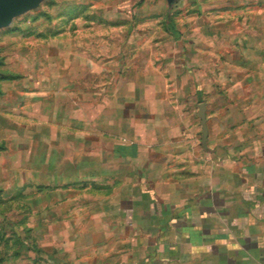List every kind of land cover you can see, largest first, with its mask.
I'll return each mask as SVG.
<instances>
[{
  "label": "crops",
  "instance_id": "1",
  "mask_svg": "<svg viewBox=\"0 0 264 264\" xmlns=\"http://www.w3.org/2000/svg\"><path fill=\"white\" fill-rule=\"evenodd\" d=\"M99 34L53 40L43 81L18 93L37 106L19 114L34 147L8 199L22 210L12 253L30 264H264V46L241 102L232 89L211 96L204 127L195 87L187 101L89 85L122 73V39Z\"/></svg>",
  "mask_w": 264,
  "mask_h": 264
},
{
  "label": "rangeland",
  "instance_id": "2",
  "mask_svg": "<svg viewBox=\"0 0 264 264\" xmlns=\"http://www.w3.org/2000/svg\"><path fill=\"white\" fill-rule=\"evenodd\" d=\"M98 33L122 39V73L113 79L93 76L86 79L89 85L152 86L155 96L170 97V89L171 97L178 91L187 101L195 87L196 101L204 105L211 96L231 99L232 89L233 101L241 102L237 89L264 46V0H41L0 28V247H11L0 252L9 258L5 264L32 263L31 255L12 253L22 210L8 199L18 193L19 168L25 159L32 161L34 147L33 126L25 127L19 114L37 106L33 94L25 104L18 93L43 81L40 69L51 64L46 54L57 51L53 40ZM44 80L48 85L50 78Z\"/></svg>",
  "mask_w": 264,
  "mask_h": 264
},
{
  "label": "water",
  "instance_id": "3",
  "mask_svg": "<svg viewBox=\"0 0 264 264\" xmlns=\"http://www.w3.org/2000/svg\"><path fill=\"white\" fill-rule=\"evenodd\" d=\"M41 0H0V28L7 26L11 20L36 6ZM200 117L205 127V105H200Z\"/></svg>",
  "mask_w": 264,
  "mask_h": 264
},
{
  "label": "trees",
  "instance_id": "4",
  "mask_svg": "<svg viewBox=\"0 0 264 264\" xmlns=\"http://www.w3.org/2000/svg\"><path fill=\"white\" fill-rule=\"evenodd\" d=\"M17 241H18V239H17Z\"/></svg>",
  "mask_w": 264,
  "mask_h": 264
}]
</instances>
